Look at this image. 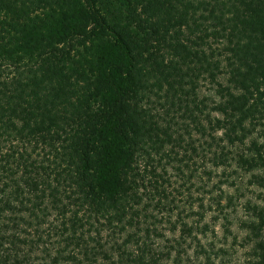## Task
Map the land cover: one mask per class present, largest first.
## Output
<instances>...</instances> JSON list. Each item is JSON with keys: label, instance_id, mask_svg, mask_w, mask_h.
Wrapping results in <instances>:
<instances>
[{"label": "trees", "instance_id": "16d2710c", "mask_svg": "<svg viewBox=\"0 0 264 264\" xmlns=\"http://www.w3.org/2000/svg\"><path fill=\"white\" fill-rule=\"evenodd\" d=\"M245 178L264 193V0H0V264H215L239 208L264 264Z\"/></svg>", "mask_w": 264, "mask_h": 264}, {"label": "rangeland", "instance_id": "374dc122", "mask_svg": "<svg viewBox=\"0 0 264 264\" xmlns=\"http://www.w3.org/2000/svg\"><path fill=\"white\" fill-rule=\"evenodd\" d=\"M203 94L204 95H208L209 92L207 91V88H203ZM248 178H245L243 180V184H241V192L240 194H244V198L246 199H251L252 201H257L261 199L262 195H264V193H262L259 189L249 186L248 182H247ZM231 193H233V189L230 190ZM239 204H243L244 199H240ZM244 210L243 209H238L237 214L235 215L234 219L235 222V226L232 227V236H230L227 241L225 242L223 240V228L222 226L224 225L225 221L222 220L221 222H219L218 224H214L215 226L213 227L216 231L218 238H215L212 234L209 235V241H215L216 245L218 248L223 247L224 249L227 250V254L223 257H219L218 259L215 260V264H250V259H251V253H250V248L249 247H244V235L245 233L242 232L240 229H238L237 227V221L240 218L244 217ZM194 220H191L190 222H192ZM206 222H210L211 223V219H210V215H208V217L206 218ZM204 242V240H203ZM42 245L39 246L40 251L32 254L29 257V261L25 262L23 264H50L49 260L45 259L46 256L43 255V253L41 252L42 250ZM190 254H192V251H190Z\"/></svg>", "mask_w": 264, "mask_h": 264}]
</instances>
